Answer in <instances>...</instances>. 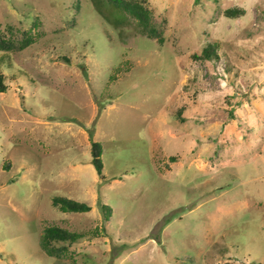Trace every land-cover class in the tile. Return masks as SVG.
<instances>
[{
  "label": "rangeland",
  "instance_id": "rangeland-1",
  "mask_svg": "<svg viewBox=\"0 0 264 264\" xmlns=\"http://www.w3.org/2000/svg\"><path fill=\"white\" fill-rule=\"evenodd\" d=\"M145 4L0 0V264H264V0Z\"/></svg>",
  "mask_w": 264,
  "mask_h": 264
},
{
  "label": "trees",
  "instance_id": "trees-1",
  "mask_svg": "<svg viewBox=\"0 0 264 264\" xmlns=\"http://www.w3.org/2000/svg\"><path fill=\"white\" fill-rule=\"evenodd\" d=\"M108 5H111L113 8H118L127 12L130 16L134 17L137 20V23L142 31V33L146 34L149 38H156L160 43L163 41L162 35L160 31L156 29L153 25L152 20H150V10L145 4V0H106ZM237 8H228L226 9L225 16L227 17H236L241 13L236 10ZM26 35L23 38V43L19 45V48H24L31 43V36L24 33ZM11 38H5L0 33V50L8 49L12 46ZM196 59H208L211 57L210 47L206 46L202 49L200 54L193 55ZM6 90V84L4 83V76L0 73V92H4ZM92 164L94 165L96 172L98 174L102 173L103 163L101 159L102 149L101 145L98 141L92 142ZM172 160L173 158L170 157ZM3 169L4 165H3ZM51 203L54 207L58 208L61 211L66 212H88L91 210L89 204L81 201H77L71 198L63 197V196H53ZM101 209L104 210V215L106 219L110 216V207L106 204H101ZM82 235L78 232H71L67 229L61 228L56 225L47 226L43 229V232L39 239V244L41 249L47 256H59V251H65V244L61 246L56 245L57 242H75Z\"/></svg>",
  "mask_w": 264,
  "mask_h": 264
},
{
  "label": "water",
  "instance_id": "water-1",
  "mask_svg": "<svg viewBox=\"0 0 264 264\" xmlns=\"http://www.w3.org/2000/svg\"><path fill=\"white\" fill-rule=\"evenodd\" d=\"M83 72L85 73V70L83 69ZM86 74V73H85Z\"/></svg>",
  "mask_w": 264,
  "mask_h": 264
}]
</instances>
